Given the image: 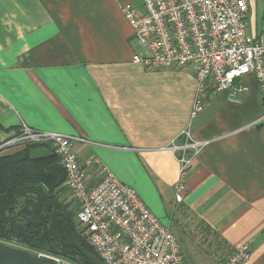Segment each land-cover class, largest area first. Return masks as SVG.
<instances>
[{
  "label": "crops",
  "instance_id": "1",
  "mask_svg": "<svg viewBox=\"0 0 264 264\" xmlns=\"http://www.w3.org/2000/svg\"><path fill=\"white\" fill-rule=\"evenodd\" d=\"M247 2L250 30L264 33V0ZM142 5L0 0V146L22 124L80 136L87 143L75 150L94 183L100 176L93 161L100 160L163 225L186 227L189 213L232 254L248 244L245 264H264V97L258 83L253 76L244 80L249 92L241 103L221 94L193 116L190 67L152 70L133 61L147 52L123 9ZM185 130L196 141L212 142L194 160L178 202L179 163L170 146L183 143ZM25 148H6L0 156Z\"/></svg>",
  "mask_w": 264,
  "mask_h": 264
},
{
  "label": "built area",
  "instance_id": "2",
  "mask_svg": "<svg viewBox=\"0 0 264 264\" xmlns=\"http://www.w3.org/2000/svg\"><path fill=\"white\" fill-rule=\"evenodd\" d=\"M123 12L136 41L147 52L136 55L134 62L152 70L192 69L196 80L193 116L221 94L230 103H241L249 92L244 80L250 76L264 97V33L250 30L247 0H143L140 10L124 7ZM180 136L183 143L174 140L170 146L179 163L178 202L183 201L194 160L212 142L196 141L188 130ZM86 143L80 136L22 124L21 132L0 150L17 145L51 148L65 170L64 186L77 208L76 231L103 264H187L171 228L100 160L93 161L100 176L94 183L75 150ZM250 258L251 248L244 244L222 264H245Z\"/></svg>",
  "mask_w": 264,
  "mask_h": 264
},
{
  "label": "trees",
  "instance_id": "3",
  "mask_svg": "<svg viewBox=\"0 0 264 264\" xmlns=\"http://www.w3.org/2000/svg\"><path fill=\"white\" fill-rule=\"evenodd\" d=\"M41 145H28L14 155L0 156V242L34 253L57 258L64 263L91 264L70 243L66 219L52 216L61 212L80 246L100 260L92 247L76 231L75 218L63 198L66 173L50 147L48 154L36 156Z\"/></svg>",
  "mask_w": 264,
  "mask_h": 264
},
{
  "label": "rangeland",
  "instance_id": "4",
  "mask_svg": "<svg viewBox=\"0 0 264 264\" xmlns=\"http://www.w3.org/2000/svg\"><path fill=\"white\" fill-rule=\"evenodd\" d=\"M144 50L142 49L143 53ZM34 150H37L36 152H48V148L44 146ZM62 196L67 200L65 204L68 205L69 213L75 218L77 208L72 197L67 190ZM187 218L189 221L186 227L176 226L172 228L187 264H222L230 259L232 253L217 233L201 225L189 213H187Z\"/></svg>",
  "mask_w": 264,
  "mask_h": 264
},
{
  "label": "water",
  "instance_id": "5",
  "mask_svg": "<svg viewBox=\"0 0 264 264\" xmlns=\"http://www.w3.org/2000/svg\"><path fill=\"white\" fill-rule=\"evenodd\" d=\"M58 217L66 219L67 234L72 246L91 264H103L100 260L95 258L89 252H87L77 242L75 235L70 227V219L66 214L61 212H55L52 216V225L54 226L55 221ZM0 264H66L57 258L51 256L34 253L32 251L15 247L3 242H0Z\"/></svg>",
  "mask_w": 264,
  "mask_h": 264
}]
</instances>
